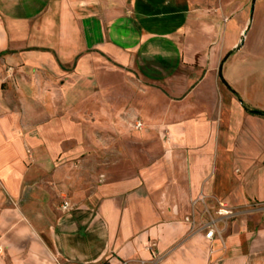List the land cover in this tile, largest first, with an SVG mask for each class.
<instances>
[{"label":"crops","instance_id":"0c3cea01","mask_svg":"<svg viewBox=\"0 0 264 264\" xmlns=\"http://www.w3.org/2000/svg\"><path fill=\"white\" fill-rule=\"evenodd\" d=\"M237 5L0 0V264H264V55L238 54L248 19L226 43ZM219 201L209 239L186 217Z\"/></svg>","mask_w":264,"mask_h":264},{"label":"rangeland","instance_id":"374dc122","mask_svg":"<svg viewBox=\"0 0 264 264\" xmlns=\"http://www.w3.org/2000/svg\"><path fill=\"white\" fill-rule=\"evenodd\" d=\"M244 0H238L239 5H237L238 7L241 6V12L236 13V16L232 19L231 23H230V33L227 36V44L231 41H233L236 38V25L239 23L244 22L245 19H248V24L246 27V30L244 31V33L241 35V44H243V47L238 51V54H242L245 56L248 55H252V56H263L264 55V0H256V4L254 7V10L252 12V0H245V4L243 2ZM240 10V9H239ZM235 13H233L232 15H234ZM246 33V35L244 36V34ZM225 38V37H224ZM148 68H146V66H143L142 68H140V72L141 73H145L146 75H148L151 78L157 79L158 76H156L155 74H153L151 71H147ZM119 74H125L128 75L129 73L119 70ZM131 75V74H130ZM136 75L139 76L138 72H136ZM150 79V78H149ZM147 79V80H149ZM151 80V79H150ZM163 82V81H162ZM148 85H151L152 87H158L161 91H164V93H166L167 96L170 97V94L168 92V89L162 85V83L157 82V83H153V82H146ZM165 85H167L165 83ZM94 86L95 85H88L87 89L89 91H94ZM122 90L123 91H128L130 90V88L126 85L122 83ZM94 95L92 94L91 98L87 99V114H86V124L88 126V128L91 126L92 128H94V123H95V103L96 100L93 97ZM126 99H123V102H125ZM169 99L167 100V104L168 106L170 105ZM77 112V110H76ZM73 121H77L76 119H78V116L75 114L74 116H71ZM104 118H108L109 119V115L108 114H104ZM141 120V117L135 116L133 119L130 120V123H135L136 121ZM71 122L72 124H74L75 122ZM90 133H93V131H91ZM91 149V148H90ZM89 153H93L94 149L92 148L90 151L88 150ZM94 165V164H93ZM94 168V167H93Z\"/></svg>","mask_w":264,"mask_h":264},{"label":"built area","instance_id":"2783aa9c","mask_svg":"<svg viewBox=\"0 0 264 264\" xmlns=\"http://www.w3.org/2000/svg\"><path fill=\"white\" fill-rule=\"evenodd\" d=\"M134 127L142 128L143 127L142 121L141 120L136 121L134 124ZM197 202H201L206 206V196L204 194H200L194 201L195 204ZM69 206H70L69 202L65 201L63 204V208L67 209L69 208ZM203 213L209 215V218L208 219L203 218L202 215L204 214H202L197 220L194 214H191L186 217V220L190 221L194 226H196L197 230L204 231L205 236L209 239H213L217 233L218 234L221 233L220 230L217 228L218 218L225 217V216L230 217L236 214L234 210L228 208V206L224 202H221V201L218 202V209L216 210L217 217H214L208 209L204 210ZM155 245L156 244L153 243L152 247Z\"/></svg>","mask_w":264,"mask_h":264},{"label":"water","instance_id":"95a60500","mask_svg":"<svg viewBox=\"0 0 264 264\" xmlns=\"http://www.w3.org/2000/svg\"><path fill=\"white\" fill-rule=\"evenodd\" d=\"M255 4H256V0H252V12H253V10H254ZM230 54H231V53H229V54L224 58V60H223V62H222V64H221V66H220V72L222 71V65H223L224 61L228 58V56H229ZM221 76H222V74H221Z\"/></svg>","mask_w":264,"mask_h":264},{"label":"trees","instance_id":"16d2710c","mask_svg":"<svg viewBox=\"0 0 264 264\" xmlns=\"http://www.w3.org/2000/svg\"><path fill=\"white\" fill-rule=\"evenodd\" d=\"M230 53H232V52H230ZM244 106L246 107V109H248V110H250L252 112L264 115V111H262V110L250 109L246 104H244Z\"/></svg>","mask_w":264,"mask_h":264}]
</instances>
